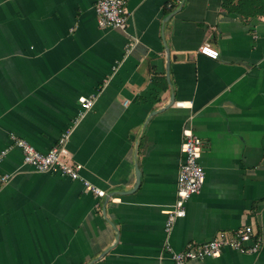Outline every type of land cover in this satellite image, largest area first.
<instances>
[{"label":"crops","instance_id":"obj_1","mask_svg":"<svg viewBox=\"0 0 264 264\" xmlns=\"http://www.w3.org/2000/svg\"><path fill=\"white\" fill-rule=\"evenodd\" d=\"M97 1L0 0V151L15 134L46 152L94 97L67 143L81 180L35 170L16 146L0 159V264H172L168 247L245 225L257 252L188 264H264V15L126 0L121 30L97 25ZM184 128L203 141L204 183L167 235Z\"/></svg>","mask_w":264,"mask_h":264},{"label":"built area","instance_id":"obj_2","mask_svg":"<svg viewBox=\"0 0 264 264\" xmlns=\"http://www.w3.org/2000/svg\"><path fill=\"white\" fill-rule=\"evenodd\" d=\"M97 25L101 28H117L125 30L128 22L126 0H98L94 5ZM132 42L129 45L132 46ZM198 52L211 58L217 59L219 52L209 43L199 46ZM80 109L76 118L64 129L57 140L46 152L36 150L25 139L15 134L10 135L11 144L0 151V159L11 147H18L22 153L24 164L39 172L59 173L73 180H81L80 170L82 165L71 158L67 148L69 137L77 123L84 117L94 103V97L79 98ZM203 150V141L190 128H184L181 132L179 145L180 162L176 177V191L173 204L167 207L165 215L164 231L168 235L176 219L185 216V203L193 195L201 191L204 183V172L199 163ZM10 178L9 173L0 174V190ZM84 192L96 196H103L104 191L95 187L88 181H83ZM260 235L253 231L250 225H245L234 230L232 235L213 237L202 243H187L181 251L171 253L172 264H188L191 260H202L205 258H217L222 249L231 247L242 253H255L260 247Z\"/></svg>","mask_w":264,"mask_h":264},{"label":"trees","instance_id":"obj_3","mask_svg":"<svg viewBox=\"0 0 264 264\" xmlns=\"http://www.w3.org/2000/svg\"><path fill=\"white\" fill-rule=\"evenodd\" d=\"M223 7L243 18L264 15V0H223Z\"/></svg>","mask_w":264,"mask_h":264},{"label":"water","instance_id":"obj_4","mask_svg":"<svg viewBox=\"0 0 264 264\" xmlns=\"http://www.w3.org/2000/svg\"><path fill=\"white\" fill-rule=\"evenodd\" d=\"M172 102H173V98L170 100L169 104H171ZM135 178H136V181H135L134 188L137 187L139 183V172L136 168H135Z\"/></svg>","mask_w":264,"mask_h":264}]
</instances>
